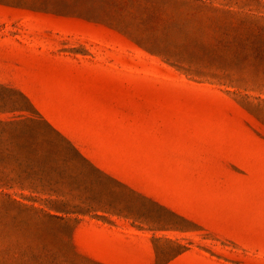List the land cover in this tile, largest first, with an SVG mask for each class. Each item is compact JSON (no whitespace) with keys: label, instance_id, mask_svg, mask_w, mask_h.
<instances>
[{"label":"rangeland","instance_id":"374dc122","mask_svg":"<svg viewBox=\"0 0 264 264\" xmlns=\"http://www.w3.org/2000/svg\"><path fill=\"white\" fill-rule=\"evenodd\" d=\"M0 264H264V0H0Z\"/></svg>","mask_w":264,"mask_h":264}]
</instances>
